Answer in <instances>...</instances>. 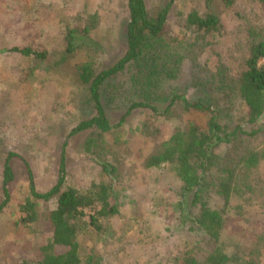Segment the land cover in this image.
Masks as SVG:
<instances>
[{"label":"trees","instance_id":"16d2710c","mask_svg":"<svg viewBox=\"0 0 264 264\" xmlns=\"http://www.w3.org/2000/svg\"><path fill=\"white\" fill-rule=\"evenodd\" d=\"M175 0H157L148 9L145 0H125L127 17L120 37L123 52L100 66L95 54V16L66 27L60 50L47 51L33 45L9 49L26 62L21 72L28 82L36 69H71L70 78L83 96L80 119L66 137L89 133L83 148L100 168L101 178L85 189L66 185L67 141L59 154L57 178L45 192H37L30 169L29 197L19 205L23 226L41 223L48 233L32 259L21 264H98L100 257L89 253L81 260L77 235L91 228L106 231L101 220L119 214L113 180L117 163L102 157L106 145L102 136L126 122L135 110H150L168 117L172 109L194 119L173 126L157 149L144 160V167L167 166L179 183L176 203L179 224L186 240L175 251L172 264H264V230L251 233L252 258L239 245L227 249L224 229L231 198L252 200L264 190V0H197L186 12H178L176 25L169 21ZM233 17L234 38L239 49L231 55L233 65L221 53L214 61H202L203 54L232 36L217 9ZM80 52L86 59L72 63ZM123 112L111 125L108 110ZM240 112V118L236 113ZM8 152L2 161L0 187L6 206L8 184L14 173ZM115 175V176H114ZM217 197L220 205H211ZM55 199L52 209L40 212L37 200ZM136 219L133 224H136ZM132 232L142 234L139 223Z\"/></svg>","mask_w":264,"mask_h":264},{"label":"rangeland","instance_id":"374dc122","mask_svg":"<svg viewBox=\"0 0 264 264\" xmlns=\"http://www.w3.org/2000/svg\"><path fill=\"white\" fill-rule=\"evenodd\" d=\"M148 9L157 0H145ZM246 0H238L241 6ZM197 0H175L169 21L176 25L178 12H186ZM125 0H0V179L2 161L8 152L14 179L8 184L9 199L0 212V264H21L32 259L36 248L48 233L41 223L23 226L19 222V205L29 197L30 169L35 190L47 191L56 181L59 154L66 140V185L78 189L87 188L101 178L100 168L85 153L83 144L89 133L66 137L68 131L80 119L83 96L73 84L71 69H36L28 82H24L26 62L9 51L14 46L33 45L47 51L60 50L64 30L75 23L95 16L96 26L92 35L99 48L95 58L105 66L123 52L120 33L127 17ZM217 9L232 36L221 37L218 45L208 49L202 61H214L220 52L229 65L231 55L239 49V41H232L237 24L217 2ZM86 59L80 52L72 60L78 63ZM111 125L122 114L121 109L107 111ZM240 112L236 117L240 118ZM193 115L172 109L162 116L150 110H135L126 122L104 134L106 149L102 155L107 161L117 163L113 180L118 197L119 214L101 220L106 231L96 233L88 228L77 235L79 253L84 261L89 253L100 257L98 264H172V256L180 249L186 237L179 224L176 203L180 200L179 183L167 166L144 167V160L153 153L166 137L171 127L182 126ZM264 174V166L261 167ZM115 176V175H114ZM3 196L0 187V202ZM217 197L211 205L218 206ZM38 210L44 212L56 205L55 199H38ZM224 242L227 249L236 245L255 258L256 249L251 233L264 230V190L252 200L231 198L227 208ZM136 219V224L133 220ZM144 231L129 230V224ZM257 259V257H256Z\"/></svg>","mask_w":264,"mask_h":264}]
</instances>
